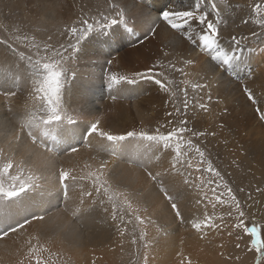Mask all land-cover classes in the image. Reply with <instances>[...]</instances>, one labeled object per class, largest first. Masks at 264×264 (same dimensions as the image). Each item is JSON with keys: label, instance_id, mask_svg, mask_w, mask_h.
Masks as SVG:
<instances>
[{"label": "rangeland", "instance_id": "374dc122", "mask_svg": "<svg viewBox=\"0 0 264 264\" xmlns=\"http://www.w3.org/2000/svg\"><path fill=\"white\" fill-rule=\"evenodd\" d=\"M99 2L101 9L106 7L103 0H99ZM187 2L188 0H172L170 4L169 0H124L122 4L127 8L128 14L135 17L134 32L127 33L122 28H118L112 31L106 40L104 37H98L90 41L86 55H83L71 66L76 75L73 78L71 73L69 74L64 93L63 115L71 116L78 122L73 126L68 125L66 118L63 122L47 128H34L33 133L38 137L41 145L47 141L59 145L60 142L62 143L63 135L58 133V130L64 131L66 126H71L65 147L76 143L80 139V132L87 127L89 122L97 118L101 120V127L117 134L133 129L150 131L157 124L165 123L166 119L173 120L174 125L179 126V120L187 119L188 127L192 131L205 133L195 142L205 152L206 161L212 162L213 167L223 176V182L228 184L232 193L241 203L246 212L245 221L249 225L255 223L264 229V120H261L257 114V108L260 112H264V28L259 27L257 18L251 12V5L257 0H215L222 16L220 24L222 46L228 50L232 36L246 37L242 41L240 68L235 72L223 75L211 70L207 56L193 48L190 41H185L181 45L179 33L167 30L162 24L157 25V36L145 39V32L149 27V22L145 20V17L156 18L158 11L173 6L180 7ZM97 3L98 0H0V39L15 36L23 38L27 34L35 35L38 41H48L56 45L62 42L61 34L66 27L72 25L73 21L85 13H95ZM246 19L248 23L243 22ZM252 33L258 35L253 36ZM22 50L26 49L22 47ZM186 59H193L195 63L185 66L183 61ZM108 60L112 61L110 66L107 64ZM170 62L176 64L178 68L182 67L188 75L173 72L168 67ZM153 64H162L163 67L158 68L157 71L162 72L167 79L174 81L173 103L165 104L168 96L161 94L154 85L145 81H139L136 85H123L117 99L112 98L113 93H110L107 87L108 80L105 69L110 68L118 75L132 76L136 72H143ZM193 68L195 69L193 70ZM8 76H11V73L7 69L2 71L0 68V84L12 87L13 81L5 79ZM203 77H207L210 81V88H206L203 94L194 93L191 87L193 83L208 82ZM185 87H187L190 101L193 98H198L201 103H204L207 94L211 93L212 99L210 103H207V111L200 109L197 105L190 107L186 116L166 118V111L174 112L175 107H180L183 110L184 97L180 90ZM245 88L251 91L256 103L247 98ZM15 90L19 95L11 102L0 95V117L5 120H18L20 117L26 118L28 114L32 113L39 115L40 105L34 102L29 95L30 89L27 87L26 81H22L20 88ZM172 126L169 125V128ZM19 128L24 134L25 141L32 143L31 138L27 135V130H22L21 126ZM45 131L47 135H43ZM10 132L7 130L4 133L10 134ZM2 135L3 133L0 132V146L3 143ZM187 135L190 136L191 133ZM91 143L92 147L90 148L81 141L78 151L83 153L81 154L83 158L89 156L96 160L98 167V162L102 159L106 160L109 152L99 150L98 138H93ZM130 143L133 145H129L125 152L119 151L117 157L121 159L119 166L130 167L133 175L122 177V172L118 171L120 167H112L117 168L115 175L119 181L120 178H127L123 183L140 195L147 212L153 214L150 210H154L153 216L141 212L143 217L150 216L153 223H146L148 226L145 224V228L132 217L131 223L121 224L120 231L123 232V236H121L111 220L110 214L106 215L100 210L103 218H106L107 231L110 229L108 232H111V239L105 245L91 247L89 255L81 258L78 264H145V258L141 254L143 251L146 252L150 245L159 248V251L155 249L157 252L155 255L152 249L151 254L156 260L159 258L158 264H163L167 260L165 256L169 257L170 252L180 243L187 245L198 242L201 245L199 249L204 254L210 253L204 264H255V254L247 251L246 248L247 239L237 241L236 234L239 232L230 227L237 223V220L234 212L231 217L228 215L232 209L227 203L217 204L215 209L211 204L207 206V214L217 217L216 223L222 225L220 231L208 229L198 233L191 228L188 221L192 217L202 219L205 214L203 204L196 206L195 200L204 196L213 199L212 188L219 180L212 173L194 170L198 157L193 161V169L188 170L191 172L194 186L190 190L186 189L178 201L182 214L186 217L185 221L181 223L170 212V206L164 200L163 195L153 187L146 171L147 168L155 174L157 171L168 168L171 154L160 152L158 145L153 142L133 140ZM12 144L14 146V143ZM9 147L7 144L4 151L0 148V153L4 155L0 154V167L10 158L15 160L14 152L16 151ZM51 149L53 150L49 152H53V154H50V159H53L52 156L55 155L58 157L56 160L58 161L61 151H58L56 146ZM64 152L67 153L66 150ZM129 159L135 163H128ZM41 162L36 163L34 170L32 166H28V169L27 166H24L23 169H26L23 170L24 179L33 183L39 177L38 179L43 182L46 177L52 174V178L56 182L53 184L62 191L57 178L58 168H51L54 176L46 162ZM203 167L206 168L207 163ZM30 174L33 176L32 178ZM195 185H199V187ZM78 186L71 182L68 189L82 188L81 185ZM87 187H89L88 180L84 188ZM84 188L81 190H85ZM150 189L153 190V193L149 192ZM220 192L227 196L226 188H217V195ZM60 195V198L57 196L58 203L48 202L49 205L44 209L47 213L56 212L61 208L64 196L62 193ZM148 196L149 198H147ZM19 202L16 204L19 205ZM108 207L110 213L111 205ZM28 210L29 212H26L25 216L30 212L39 213L42 211H36L35 208ZM219 217H223V220ZM125 220H128L127 216ZM225 224L229 227H223ZM0 227L3 225L0 224ZM149 230L154 234V240L149 248H145V241L140 240V235L142 231L147 234ZM229 231H233L235 234L229 236ZM41 239L48 248H51L55 241L54 237L50 236H42ZM237 243L240 244L239 248L236 247ZM53 259L55 264H66V259L60 255ZM71 262L67 259L68 264ZM148 264H151L150 260Z\"/></svg>", "mask_w": 264, "mask_h": 264}, {"label": "snow or ice", "instance_id": "6c2138e0", "mask_svg": "<svg viewBox=\"0 0 264 264\" xmlns=\"http://www.w3.org/2000/svg\"><path fill=\"white\" fill-rule=\"evenodd\" d=\"M103 2L106 7L101 9L98 0L94 14L85 13L73 21L70 27H66L61 34L63 36L62 42L56 45L48 41H38L35 35L29 36L27 34L23 38L15 36L0 39V68H7L11 76L5 79L13 81L12 87L0 84V95L11 102L13 98L19 95L15 89L20 88L22 81H26L27 87L30 89L29 95L34 102L40 105V114H28L21 124L22 130H27V135L31 138L33 145L39 142L38 137L33 133L34 128H47L63 122L66 118L70 125L78 122L71 116L65 117L63 115L64 93L69 74L71 73L73 78L76 75L71 66L83 55H86L89 42L98 37H104L106 40L107 36L118 28H122L127 33H133L135 30V17L128 14L122 0H103ZM169 3L171 4L172 0H169ZM251 12L257 18L259 27L264 28V0H257L256 3L252 4ZM145 20L149 22L145 39L157 36V25L162 24L167 30L179 33L181 45L185 41H190L193 48L205 54L214 73L223 75L228 72H235L241 66L242 41L246 37L232 36L229 49L226 50L222 46L220 34L222 16L215 0H188L186 4H182L180 7L164 8L162 11H158L156 18L145 17ZM243 22L248 23V20ZM252 35L257 36L258 34L252 33ZM22 47L26 50H22ZM183 63L187 66L195 63V61L186 59ZM107 64L110 66L112 61L108 60ZM160 67L163 65L153 64L143 72H136L132 76L118 75L112 72L110 68L105 69L108 80L107 87L109 92L113 93L112 98L117 99L123 85H136L139 81H145L154 85L161 94L168 96L165 104L173 103L175 96L174 81L167 79L162 72L157 71ZM168 67L173 72L188 75L182 67L178 68L174 63L170 62ZM203 79L208 81L207 77H203ZM210 86V81L191 85L193 92L200 94H203L204 90ZM180 91L184 97L183 110L180 107H175L174 112L166 111V118L186 116L189 108L197 105L200 109L207 111V103H210L212 99L210 92L207 94L206 102L201 103L198 98H193L190 101L187 87ZM244 91L247 98L256 103L251 91L247 88ZM257 114L261 120H264V112H260L259 108H257ZM169 125L173 126L169 128ZM189 133H191L190 136L187 135ZM43 135H47V132H43ZM203 135L205 133L192 131L188 127L187 119L179 120V126H175L173 120L166 119L165 123L157 124L150 131L133 129L117 134L101 127V120L97 118L89 122L87 127L80 132V139L75 144H69L65 150L69 154L78 152L81 141L91 148L93 138H98L100 151L109 152L112 156L118 155L125 144L133 140L157 144L160 152L171 154L170 166L163 171L155 172V174L146 168L147 176L152 181L153 187L163 195L175 219L181 223L185 221V216L182 214L178 201L186 189L190 190L194 186L191 172L188 170L193 169V161L198 157L194 170L212 173L219 180L215 182L216 186L212 188L213 199L204 196L195 200L196 206L203 204L205 214L202 219L192 217L188 221L191 228L198 233L208 229L220 231L222 225L216 223L217 217L207 214V206L211 204L215 209L217 204L227 203L232 209L228 215L231 217L233 212L236 214L237 223L230 227L233 230H238L237 241L247 239L246 248L247 251L255 254V264H264V229L255 223L249 225L245 221L246 212L241 203L232 193L228 184L223 182V176L213 167L212 162L206 161L205 152L195 142ZM14 139L20 140L21 137L14 136ZM44 148L45 151L53 150L47 144L44 145ZM128 163H135V161L129 159ZM205 163H207L206 168L203 167ZM14 171L15 174H13ZM74 172V168L61 169L58 172V183L65 199L68 197L69 184L78 179ZM79 179H86L89 182V187L80 192V207L78 208L80 214L96 209L101 210L106 215L110 214L111 220L121 236H123V232L120 231L121 224L131 223L132 217L141 225L153 223L150 217L140 215L141 212H147L140 195L130 190L127 185L116 178L115 169L109 160L102 159L94 171H90L86 177H79ZM210 183L213 182L210 181ZM195 186L199 187V185ZM35 188H37L35 183H29L28 180L24 179L22 164H18L10 158L0 167V224L3 225L0 227V239L9 237L10 234L25 233L27 228L34 223L45 221L46 210L39 213H29L18 220H14L9 212L13 205L22 201ZM217 188H226L227 196L223 192L217 195ZM109 205H111L110 213ZM126 216L129 218L127 221L125 220ZM219 219L223 220V217H219ZM223 227L229 226L225 224ZM228 234L232 236L235 233L229 231ZM42 235V232L36 235L29 234V239L26 242L27 254L20 261V264H25V261L27 264H55L53 257H58L59 254L52 252L45 244L41 243ZM33 240L36 242L33 243ZM140 240L145 241V248L149 247L146 242V233L143 231ZM133 242L135 243V240ZM236 247L239 248L240 244L237 243ZM177 256L179 257L178 264H192V261L183 256L182 253H177ZM145 264H148L147 254L145 255Z\"/></svg>", "mask_w": 264, "mask_h": 264}, {"label": "bare ground", "instance_id": "6f19581e", "mask_svg": "<svg viewBox=\"0 0 264 264\" xmlns=\"http://www.w3.org/2000/svg\"><path fill=\"white\" fill-rule=\"evenodd\" d=\"M122 2H124V0H122ZM195 68H193V70ZM5 69L7 68H1L2 71H4ZM81 95H83V93ZM20 118L18 120H12V119L5 120L3 117H0V132L3 133V135L1 136L3 143L1 144L0 148L4 151L5 150L4 147H7V144L10 146V143L12 141V143H14V146L11 143V146L9 148L11 150L16 151L14 152L15 158L14 157L12 158L15 159L14 161L16 163L22 164L23 167L27 166V169H28V166L29 167L32 166V169L34 170V167H36L35 165L36 163H38V161L46 162L49 170L52 167L54 169L58 168L57 169L58 171H60L61 169L74 168L75 169L74 174L77 175L78 177L77 181H75L74 183H76L77 186L81 185L80 187L82 188H75L74 190L68 189V197L67 199L64 198V200L62 198L64 203L62 202L63 204L61 208L57 211L55 210L56 212H52L50 214L47 213L44 222L34 223L31 227L27 228V232L25 233H16L13 235L10 234L9 237H6L0 240V262H3V264H20V261L27 254V243L26 242L29 239V234L36 235L37 233L42 232L43 233L42 236L54 237L55 241L52 244L51 248H49L52 252L58 253L60 256L65 258L66 264H68L67 259L71 260L72 264H78L81 258L89 255L91 247H93L94 245L95 246L105 245L111 239V232H108L110 229L107 231L106 218H103L99 209H97L96 211H91V212L84 213V214H80L78 212V208L80 207V194L78 193L81 189L85 187L86 182H87L86 179H79V177H86L90 171H94L97 168V165L95 162L96 160L89 158V156L88 158L87 157L83 158V156L81 155L83 153L80 151L76 153H71V154L64 152L65 148H67L68 146L67 145L64 147V145L68 142V133H69V130L71 129V126L70 127L66 126L64 131L61 129L58 130V133H61L63 135L62 143L59 141L60 142L59 145L54 144L51 141L50 142L47 141V143L45 142V143H42L41 145V142L39 139H38L39 142L36 145H33L32 143L25 141L24 134L19 128V126H21L22 121H24L27 117L26 118L20 117ZM7 130L8 132L11 131L10 134L4 133ZM14 136H20L21 139L15 140ZM45 144H47L48 147L50 146L49 148L56 146L57 150L61 151V157L58 159V161H56L58 157H56L55 155L52 156L53 159H50L49 156L51 153L53 154V152L45 151V148H44ZM71 144H75V143H71ZM129 145H133V143L128 142L127 144H125L122 152H125V150L129 148ZM0 154L3 155L2 153ZM124 156H125V153H124ZM106 160H109L113 167H117V168L120 167L119 165L121 163V159H119L117 155L112 156L109 153V155H107L106 157ZM56 163L58 164L56 165ZM117 168L115 170H117ZM23 170H26V169H23ZM35 170L38 171L40 169H35ZM50 171L51 173H53V169H51ZM118 171L122 172V177H126V176L131 177L133 175L132 169L128 166L126 167L125 165L120 167ZM32 177L33 176L31 175V178ZM52 177L53 175L51 174V176L46 177V179L44 178L45 180L43 182L41 181V179H38L39 178L38 177L37 180L33 182L37 185V188L33 189L27 197L23 198L22 201L19 202V205L15 204L9 209V212L14 220L23 218L26 215V212H29L28 210L29 208H35L36 211L37 210L41 211L47 208V205H49L48 204L49 201H52V204H56L59 202V200H57V196L60 198L61 196L60 194L61 193L63 194V192L59 190L58 186L53 184L56 182H54V179ZM126 180L127 178H120V181L122 183L125 182ZM42 183L44 184L42 185ZM87 188H84V189L86 190ZM149 192L153 193V190L150 189ZM147 198H149V196ZM52 210L54 209L52 208ZM150 211L153 212V214L146 212L148 213L147 215L150 214L151 216H153L154 210H150ZM140 214L142 215V213ZM133 222L136 223L135 221ZM146 225L148 226V224ZM143 226L142 228L145 227ZM151 230L147 231L148 233L146 234L147 235L146 241L148 245L152 244L154 240V234L151 232ZM32 242L35 243L36 241L33 240ZM41 243H43L42 239H41ZM199 246H201L199 242L192 243V244L190 243L187 245L180 243L179 245L176 246V248L174 247V249L170 252L169 257L165 256L168 260V263H166L167 261L166 260L164 261L163 264H178L179 257L177 256V253H182L183 256L188 257L192 261V264H200L202 262L204 264V261L207 259V255H209L210 253L204 254L202 250L199 249ZM152 249L154 250L153 251L154 255L155 253H157L155 252V249L156 250L158 249L159 251L158 247L155 248L154 245H150V248L147 249L146 252L143 251L141 255L143 258H145V255L147 254L148 262L150 260L151 264H158L159 258L157 259L158 261L156 260V258H154V255L151 254Z\"/></svg>", "mask_w": 264, "mask_h": 264}]
</instances>
